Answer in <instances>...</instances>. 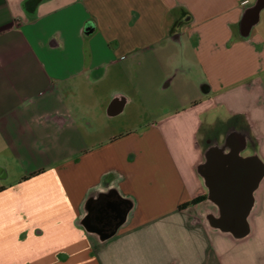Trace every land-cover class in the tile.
Returning a JSON list of instances; mask_svg holds the SVG:
<instances>
[{"label":"crops","instance_id":"crops-1","mask_svg":"<svg viewBox=\"0 0 264 264\" xmlns=\"http://www.w3.org/2000/svg\"><path fill=\"white\" fill-rule=\"evenodd\" d=\"M263 20L264 0H0V264H264V176L236 238L196 170L235 118L260 142ZM154 63L198 95L121 129ZM111 191L129 209L104 237L84 220Z\"/></svg>","mask_w":264,"mask_h":264},{"label":"water","instance_id":"water-1","mask_svg":"<svg viewBox=\"0 0 264 264\" xmlns=\"http://www.w3.org/2000/svg\"><path fill=\"white\" fill-rule=\"evenodd\" d=\"M260 2L256 3L258 9ZM116 98L111 101V109ZM115 108L114 113L120 111ZM250 141L252 154L243 156L246 143ZM254 141L246 129H227L221 142L215 141L208 145L203 153V161L197 166V173L207 189V200L214 202L218 208V216L207 214L205 221L212 228L223 232H231L234 237H244L249 231L247 217L254 206L253 192L264 176V162L257 155ZM111 192L106 195H110ZM129 206L123 211L124 221ZM85 225L95 227L87 217ZM113 232L106 234L109 237Z\"/></svg>","mask_w":264,"mask_h":264},{"label":"rangeland","instance_id":"rangeland-1","mask_svg":"<svg viewBox=\"0 0 264 264\" xmlns=\"http://www.w3.org/2000/svg\"><path fill=\"white\" fill-rule=\"evenodd\" d=\"M262 28H264V23ZM160 60L161 59H159V61ZM156 71L157 65L154 63L150 66V72H152L150 77L153 80L145 85V88L143 89L145 91H141L140 96L138 97H134V92H130L134 97V101L122 113L113 117L121 129H124L125 126L129 125L139 127L150 123V120L158 114L159 107L157 105L159 102H168L169 104H172V100L181 98L180 96L182 95L181 101L185 103L198 95L194 83L190 81L192 78L191 75H193L192 67H186L185 75L174 77L175 80L171 82L170 86L164 89H161L164 82H161V80H154ZM117 77L118 76H116V78L113 77L111 80L121 81L123 85L125 83L124 78L119 76V80ZM258 77L261 79L262 86L259 87V91L253 100L255 105L259 108H264V72H261ZM261 118L264 120V117L261 116ZM262 132L263 133L259 135L260 142L255 136L256 132L251 133V138L255 143L254 148L257 155L264 162V130Z\"/></svg>","mask_w":264,"mask_h":264},{"label":"flooded vegetation","instance_id":"flooded-vegetation-1","mask_svg":"<svg viewBox=\"0 0 264 264\" xmlns=\"http://www.w3.org/2000/svg\"><path fill=\"white\" fill-rule=\"evenodd\" d=\"M251 17L252 15L250 13H247L244 16L242 20L243 29H245L247 25L250 24ZM231 123L232 126L230 127H234L239 130L245 129V126L240 124L241 122H239V119L235 118ZM217 138L218 133L215 131L209 138V143H214ZM218 141H222V138L220 137ZM252 153L253 151L251 149V143L248 141L242 154L247 156ZM126 208L127 206L125 201L116 199L113 200L112 196L110 195H102L93 201V205H91V210L88 217L91 219L90 223L94 227L101 228L103 233H110L118 226V223L123 217V211Z\"/></svg>","mask_w":264,"mask_h":264},{"label":"trees","instance_id":"trees-1","mask_svg":"<svg viewBox=\"0 0 264 264\" xmlns=\"http://www.w3.org/2000/svg\"><path fill=\"white\" fill-rule=\"evenodd\" d=\"M205 198V195L196 196L178 206V209H185L186 207L193 206L201 202Z\"/></svg>","mask_w":264,"mask_h":264}]
</instances>
